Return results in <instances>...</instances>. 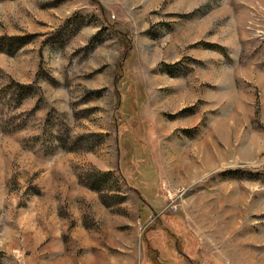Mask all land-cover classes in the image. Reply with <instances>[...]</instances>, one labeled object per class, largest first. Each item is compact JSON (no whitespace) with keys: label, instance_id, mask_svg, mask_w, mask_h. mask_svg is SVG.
<instances>
[{"label":"rangeland","instance_id":"1","mask_svg":"<svg viewBox=\"0 0 264 264\" xmlns=\"http://www.w3.org/2000/svg\"><path fill=\"white\" fill-rule=\"evenodd\" d=\"M0 264H264V0H0Z\"/></svg>","mask_w":264,"mask_h":264},{"label":"crops","instance_id":"2","mask_svg":"<svg viewBox=\"0 0 264 264\" xmlns=\"http://www.w3.org/2000/svg\"><path fill=\"white\" fill-rule=\"evenodd\" d=\"M156 115H157V112L154 111V117H152V120H150L149 122H145L148 125V127L146 128L147 129V134H146L147 139H148V141H150V144L153 146V148L156 147L157 143H159L157 145V147H159V148L170 147L169 145H171V144H169V143L163 144L162 139L159 138L160 136H163V135L164 136L169 135L170 130L168 127L164 128L162 115L161 114H159L158 116H156ZM138 116L141 119L143 114L139 113ZM143 120H144V118H143ZM156 141H157V143H156ZM152 142H154V144H152ZM141 185L145 186V188H146V186L147 187L150 186V184H147V182H142Z\"/></svg>","mask_w":264,"mask_h":264},{"label":"trees","instance_id":"3","mask_svg":"<svg viewBox=\"0 0 264 264\" xmlns=\"http://www.w3.org/2000/svg\"><path fill=\"white\" fill-rule=\"evenodd\" d=\"M140 198H142L141 196H140ZM144 218H146V216H143ZM160 242V241H159ZM162 242V241H161ZM189 246V245H188ZM188 248H190V251H191V254H195L196 255V251H197V249L199 248V246H198V244H197V242L196 243H193V244H190V246L188 247Z\"/></svg>","mask_w":264,"mask_h":264},{"label":"bare ground","instance_id":"4","mask_svg":"<svg viewBox=\"0 0 264 264\" xmlns=\"http://www.w3.org/2000/svg\"><path fill=\"white\" fill-rule=\"evenodd\" d=\"M175 165L179 167V165L177 163ZM184 169H186V168L184 167ZM186 171H188V170L186 169Z\"/></svg>","mask_w":264,"mask_h":264}]
</instances>
